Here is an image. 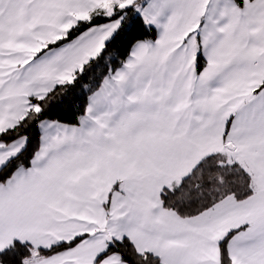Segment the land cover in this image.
I'll return each mask as SVG.
<instances>
[{
	"label": "snow or ice",
	"instance_id": "snow-or-ice-1",
	"mask_svg": "<svg viewBox=\"0 0 264 264\" xmlns=\"http://www.w3.org/2000/svg\"><path fill=\"white\" fill-rule=\"evenodd\" d=\"M0 264H264V0H0Z\"/></svg>",
	"mask_w": 264,
	"mask_h": 264
},
{
	"label": "trees",
	"instance_id": "trees-1",
	"mask_svg": "<svg viewBox=\"0 0 264 264\" xmlns=\"http://www.w3.org/2000/svg\"><path fill=\"white\" fill-rule=\"evenodd\" d=\"M71 116H72L71 112L65 115L63 111H58L53 114V118H56V119H69Z\"/></svg>",
	"mask_w": 264,
	"mask_h": 264
}]
</instances>
